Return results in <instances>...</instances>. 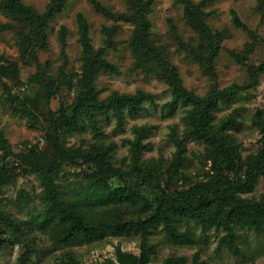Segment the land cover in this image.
Returning <instances> with one entry per match:
<instances>
[{"label":"rangeland","instance_id":"374dc122","mask_svg":"<svg viewBox=\"0 0 264 264\" xmlns=\"http://www.w3.org/2000/svg\"><path fill=\"white\" fill-rule=\"evenodd\" d=\"M0 66V264H264V227L197 196L264 212V0H0ZM58 207L139 230L69 240Z\"/></svg>","mask_w":264,"mask_h":264},{"label":"trees","instance_id":"16d2710c","mask_svg":"<svg viewBox=\"0 0 264 264\" xmlns=\"http://www.w3.org/2000/svg\"><path fill=\"white\" fill-rule=\"evenodd\" d=\"M21 14L23 15H30L31 11L30 9L27 8H22ZM0 68L4 71L3 74H7V68L0 66ZM151 98V96L145 95V94H140L136 97H116L112 100H110L109 102H107L105 104L106 108H110V107H114V109L117 111V117L118 119L121 118V110L122 108L127 107L128 111L131 114H137L138 110L141 108V102L145 99ZM111 106H110V104ZM65 121L66 124H70L72 123V120L70 117H68L66 115L65 117ZM54 150H55V155L53 157V159L48 160V172H52L54 170H58L59 167H61V165L69 160V153L67 150H64V148L62 146H59L58 144H56L54 146ZM67 151V152H66ZM77 158H85V155H78ZM228 162L226 163L227 168H229V170H232L234 174H237L238 170L236 169V167L233 165V161L232 159L228 158L227 160ZM26 162V161H25ZM26 164V163H25ZM27 164H29L30 166H32L33 168H39V165L37 162H30ZM249 165V170H251V172L256 173V174H260V173H264V145L262 147V149L258 152V154L256 155V157L250 162ZM233 166V167H231ZM101 168V170H106L105 167H99ZM108 172V171H107ZM104 175V174H103ZM224 184H222L221 186L218 185H213L210 186L208 189L207 187H203V186H198L197 187V196L199 194H203V193H210L212 196H218L220 194H224L222 197H226L227 199H232L234 201V205H232V216L235 215H239L241 213H246L247 216H250L251 218V222L252 225L255 227L256 230H260V228L264 227V212H258V210L254 209L251 210L249 209L250 203H245V202H240L237 198H235L234 193H231L230 189L232 191H235L232 187L234 183H230L228 181L223 182ZM107 185V183H106ZM207 189V190H206ZM107 188L104 190H102L101 192L97 193V198L99 197L104 198L106 193H107ZM193 192V191H191ZM108 196H119L121 194V190L119 189H114L112 190V192ZM190 196H194L195 193H190ZM228 195V196H226ZM201 196V195H200ZM203 196V195H202ZM201 198H205L202 197ZM125 198H127V200H133L135 199V193L134 192H127L124 195ZM183 200V199H182ZM181 207H176L175 208V213H182V214H189L191 211L189 210L190 207H188L187 205H185V202L182 201ZM93 202H97V201H93V200H89L88 204H91ZM127 202V201H126ZM130 202V201H129ZM237 202V203H235ZM58 214H59V218L61 219V221L65 224H68V229L66 232V238L67 239H72L75 235H83V236H90V235H95V234H103L104 232H106L107 230L112 233V234H121V233H128L131 231H138V227L135 225V223L129 221V222H122L119 221L117 225H113L112 223H109L107 225L105 224H99L97 222H94L95 219L90 220L88 219L85 215H81V211L80 212H75L72 211L71 209L68 208H61L58 207ZM157 220V219H155ZM155 222V221H154ZM129 258V263L130 264H142L139 263V261H137V258L135 257H128ZM128 258L124 257L121 258V263L122 264H128Z\"/></svg>","mask_w":264,"mask_h":264},{"label":"water","instance_id":"95a60500","mask_svg":"<svg viewBox=\"0 0 264 264\" xmlns=\"http://www.w3.org/2000/svg\"><path fill=\"white\" fill-rule=\"evenodd\" d=\"M67 116L71 118L72 117V113L71 112L68 113Z\"/></svg>","mask_w":264,"mask_h":264}]
</instances>
